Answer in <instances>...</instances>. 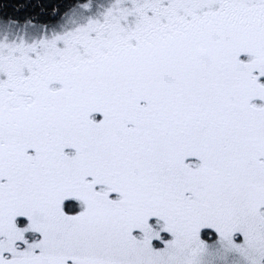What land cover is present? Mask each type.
<instances>
[{"label":"snow or ice","instance_id":"snow-or-ice-1","mask_svg":"<svg viewBox=\"0 0 264 264\" xmlns=\"http://www.w3.org/2000/svg\"><path fill=\"white\" fill-rule=\"evenodd\" d=\"M51 17L0 20V264H264V0Z\"/></svg>","mask_w":264,"mask_h":264},{"label":"trees","instance_id":"trees-1","mask_svg":"<svg viewBox=\"0 0 264 264\" xmlns=\"http://www.w3.org/2000/svg\"><path fill=\"white\" fill-rule=\"evenodd\" d=\"M67 0H0V20L37 18V22L51 19L52 8ZM61 10L62 7H61Z\"/></svg>","mask_w":264,"mask_h":264},{"label":"rangeland","instance_id":"rangeland-1","mask_svg":"<svg viewBox=\"0 0 264 264\" xmlns=\"http://www.w3.org/2000/svg\"><path fill=\"white\" fill-rule=\"evenodd\" d=\"M79 19V16L76 17ZM6 31L5 27H0V33ZM15 28L13 26V32ZM198 264H246V260L241 253L225 241L216 245H212L198 254Z\"/></svg>","mask_w":264,"mask_h":264}]
</instances>
